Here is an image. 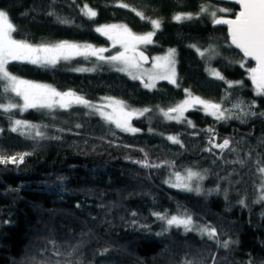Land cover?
<instances>
[{"label":"trees","instance_id":"obj_1","mask_svg":"<svg viewBox=\"0 0 264 264\" xmlns=\"http://www.w3.org/2000/svg\"><path fill=\"white\" fill-rule=\"evenodd\" d=\"M120 2L130 7L120 8ZM202 3L230 10L217 18L235 17L238 12L234 5L207 0H56V13L70 21L61 24L47 15L50 0H0V10L9 14L16 28L14 39L34 45L91 44L107 48L105 56L114 55L117 48L94 29L124 24L136 34H145L153 30L151 24L131 9L143 11L162 24L153 43L141 49L151 58L175 49L179 82L177 87L162 81L149 90L95 57L77 56L55 67L8 63L9 72L26 81L73 90L96 103L107 96L130 108L153 111L133 117L132 125L141 129L135 134L122 132L97 115H85L87 110L79 105L51 112H0V155L28 154L21 164H0V264H183L185 259L194 264H264V201L255 202L257 156L264 162V115H259L264 113V97L256 96L249 78L247 69L254 63L232 46L224 28L216 27L208 15H195ZM85 4L97 12L94 19L83 15ZM178 13H193L194 18L177 22L173 16ZM190 45L201 50L212 45L219 56L209 62ZM94 66L96 71L74 70ZM213 69L228 82L242 84L229 88L211 74ZM3 87L0 82V101L23 103L14 93H4ZM184 89L205 100L223 102L233 112L238 111L232 107L237 99L246 104L254 101L257 116L245 117L244 122L217 121L196 107L186 116L195 128L166 119L159 108L167 110L184 100ZM8 115L47 125L43 129L47 135L60 139L37 141L12 132ZM76 124L82 127L77 129ZM208 128L215 129L216 143L231 138L237 152L205 151L208 134L203 130ZM168 136L178 137L181 143H172ZM145 152L150 163L164 160L176 167L145 168L134 163L144 159ZM237 159L246 162L243 166L232 162ZM186 169L205 175L199 194L166 183L170 174L184 175ZM241 199L245 205L239 203ZM184 211L198 224L215 226L221 242L235 243L225 249L196 231L172 227L165 232V223L152 215Z\"/></svg>","mask_w":264,"mask_h":264},{"label":"snow or ice","instance_id":"obj_2","mask_svg":"<svg viewBox=\"0 0 264 264\" xmlns=\"http://www.w3.org/2000/svg\"><path fill=\"white\" fill-rule=\"evenodd\" d=\"M75 2V0H73ZM234 3L239 5L240 10L236 13L235 19L217 18L218 13H224L230 11L226 8H212L207 3H202L198 7L196 16L208 15L214 24L227 25L228 33L231 39V43L239 49L245 58H250L255 61V67L247 69L249 72V78L254 85L256 96L264 97V0H234ZM56 0H50V11L47 15L54 16L56 21L61 24H68L65 18L60 17L55 11ZM120 8H129L127 3L120 2L117 4ZM142 20H147L151 26V31L145 34H136L132 32L127 25L124 24H106L97 26L94 30L106 36L108 40L113 42V46L117 43L120 45L121 51H118L114 55L105 56L104 53L108 51L104 47H94L91 44H79L69 41H60L57 43H41L31 44L25 40H17L13 37V32L16 31L13 23L10 20L9 14L0 10V82L4 83V93H14L15 96L20 97L23 101L22 104L11 102L9 99L7 103L0 101V112L4 114H10L13 109L19 111H27L28 109H46L49 112L55 109L68 110L74 105H79L86 109L85 115H97L105 123L114 125L115 128L122 132L138 133L140 128L134 127L131 123L133 117L139 118L146 113L153 111L150 108L134 109L130 108L126 102L116 99L114 97H101L100 103L93 102L84 96L78 94L73 90L59 91L50 85H44L32 81H26L18 78L8 71L7 65L10 61H27L28 63L40 66V67H55L60 61H68L77 56H82L85 60H90L91 57H95L98 61L113 66V70L122 72L129 76L132 80H140L142 86L149 90L156 87V81L166 80L170 84L179 87V82L175 70V49H169L167 54L163 56L153 57V64L150 70H145L143 64L148 62V57L145 56L144 51L138 50V46L148 45L153 43L152 38L156 35V30L161 28L162 20L152 19L146 17L143 11H138L135 8L131 9ZM83 15L88 19H94L97 16V12L90 8L87 4L84 5L81 10ZM194 18L193 13H178L173 16V19L177 22L182 20H190ZM196 49L201 58L208 57L209 62L211 59H215L219 56L216 48L209 45L208 48L201 50L196 45H190ZM240 66L244 67L245 63L240 62ZM76 71H96V67L92 68H79L74 69ZM214 77L228 83L229 88L239 86L241 81L228 82L219 71L212 70L211 73ZM186 97L174 106H169L167 110L159 108L162 115L168 120H175L178 123H186L188 126L195 128V124L188 120L184 113L190 108L195 109L197 105L202 106L206 115H211L216 118L217 121H227L231 119H239L244 122L245 117L257 116V112L252 109L255 107V102L245 103L242 100H236L233 103V109L238 111L233 112L232 109L224 107L223 102H212L202 99L199 96H195L190 90L184 89ZM5 99H8L5 97ZM199 110V109H196ZM175 114V115H173ZM264 115V113H259ZM9 122L11 124L10 131L19 132L21 135L26 136L33 140L44 139H60V136L49 137L43 130L47 125H37L22 119H13L11 115H8ZM75 127L81 128V124H76ZM3 129H0L2 132ZM59 132L65 131V129H58ZM71 131V129H68ZM152 131V129H149ZM208 134L207 147L205 151L212 153L215 149H219L223 154L225 150L236 153L237 148L233 147V141L231 138H223L221 143H216L215 129L208 128L203 130ZM198 134V133H197ZM167 139L175 144H180L181 141L176 136H168ZM183 146V145H181ZM140 151L144 152L143 149ZM25 154L12 155L7 158L0 155V164H21L24 162ZM248 157L251 158V152ZM233 163H239L243 166L246 162L242 159L232 161ZM134 163L140 164L141 167L155 168L162 165L156 163H150L147 157V153H144V159L134 161ZM256 173L259 177V183L257 185L256 203L264 201V162L257 156L256 158ZM184 175L180 172H173L171 178L166 181L170 187L179 188L183 191L189 192H201L200 182L205 179V175L194 171L193 169H186ZM196 182L195 185L193 182ZM218 190V189H217ZM241 205H245V200L239 201ZM79 207V205H77ZM152 215L157 220L165 223L166 227L164 231H168L172 227L183 228L185 232L196 231L202 237L206 236L209 240L215 241L222 248H229L230 244L235 241L224 240L221 242L217 228L210 224H198L195 222L193 216L184 211L178 214H169L167 212H153ZM132 216H136L133 212ZM135 223V221H133ZM141 227H147V225H141ZM164 233H157V235H163ZM71 255V253H69ZM215 261V257H213ZM58 264V262H57ZM71 264V262H70ZM183 264H194L193 261L185 259Z\"/></svg>","mask_w":264,"mask_h":264},{"label":"rangeland","instance_id":"obj_3","mask_svg":"<svg viewBox=\"0 0 264 264\" xmlns=\"http://www.w3.org/2000/svg\"><path fill=\"white\" fill-rule=\"evenodd\" d=\"M103 36V35H102ZM104 37H106V36H104ZM107 38V37H106ZM143 44H141V45H139L138 46V49H141V46H142ZM115 47L117 48V51L115 52V54L118 52V51H121L122 49L120 48V45L117 43L116 45H115ZM163 56V55H162ZM175 60H176V58H175ZM152 64H153V60H152V63H151V65H149V66H144L143 65V68L145 69V70H150L151 68H152ZM175 70H176V75H178V69H177V60H176V64H175ZM9 71V70H8ZM216 71H218V70H216ZM221 73V72H220ZM222 74V73H221ZM126 75V74H125ZM128 76V75H127ZM129 77V76H128ZM138 81H140V80H138ZM162 81H165V82H168V81H166V80H159V81H156V87H157V85H158V83L159 82H162ZM155 87V88H156ZM154 88V89H155ZM153 90V89H152ZM185 98H187V97H185ZM203 99V98H202ZM196 107H201V109H202V111L204 112V110H203V108H202V106H200V105H197ZM193 108H190L188 111H190V110H192ZM188 111H186L185 113H184V116L186 117L187 116V112ZM205 113V112H204ZM175 115V114H174ZM132 122V121H131ZM156 164H160V165H162L161 167H163V168H166V169H173V164L172 163H170V162H167V161H164V160H159V161H156ZM183 175V174H182ZM172 179V180H175V177L174 176H172V174H170V176H169V179ZM169 185V184H168ZM174 188V187H173ZM176 189H179V188H176Z\"/></svg>","mask_w":264,"mask_h":264},{"label":"water","instance_id":"obj_4","mask_svg":"<svg viewBox=\"0 0 264 264\" xmlns=\"http://www.w3.org/2000/svg\"><path fill=\"white\" fill-rule=\"evenodd\" d=\"M207 1H212V2H218V3H225V4H231V5H234V6H236L237 8H238V11L240 10V7H239V5H237V4H235L234 3V0H207ZM223 18H226V19H235V17H223ZM215 26L216 27H220V28H224L226 31H227V33H228V26L227 25H216L215 24ZM228 36H229V33H228ZM229 39H230V36H229ZM230 42H231V39H230ZM232 44V43H231ZM232 46L235 48V49H237L233 44H232ZM138 50H140V51H143L142 49H138ZM241 54H242V56H243V53L239 50V49H237ZM144 54H145V56H147L149 59H148V62L147 63H144L143 65L144 66H149V65H151V63H152V58L144 51ZM244 57V56H243ZM245 58V57H244ZM245 59H247L248 61H250V62H252V63H254V67H255V61H253V60H251L250 58H245ZM176 167V165H175V163H173V168H175ZM160 168H163V167H160Z\"/></svg>","mask_w":264,"mask_h":264}]
</instances>
